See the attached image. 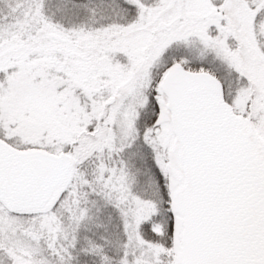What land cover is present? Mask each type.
<instances>
[{"label":"snow or ice","instance_id":"1","mask_svg":"<svg viewBox=\"0 0 264 264\" xmlns=\"http://www.w3.org/2000/svg\"><path fill=\"white\" fill-rule=\"evenodd\" d=\"M0 264H264V0H0Z\"/></svg>","mask_w":264,"mask_h":264}]
</instances>
